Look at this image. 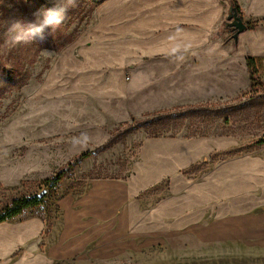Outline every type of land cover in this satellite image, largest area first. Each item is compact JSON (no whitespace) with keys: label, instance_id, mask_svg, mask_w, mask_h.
<instances>
[{"label":"crops","instance_id":"obj_1","mask_svg":"<svg viewBox=\"0 0 264 264\" xmlns=\"http://www.w3.org/2000/svg\"><path fill=\"white\" fill-rule=\"evenodd\" d=\"M235 1L246 23L262 22L237 45L215 35L228 0H106L55 59L41 96L96 104L125 121L232 100L250 87L249 60L264 82V0ZM239 147L231 138L146 139L123 177L89 179L65 195L48 232L37 216L0 223V264L140 254L264 264V145Z\"/></svg>","mask_w":264,"mask_h":264},{"label":"rangeland","instance_id":"obj_2","mask_svg":"<svg viewBox=\"0 0 264 264\" xmlns=\"http://www.w3.org/2000/svg\"><path fill=\"white\" fill-rule=\"evenodd\" d=\"M103 1L75 0L55 33L49 28L32 42H23L9 34L12 24L27 26L34 22V12L54 5L50 0H0V213L15 199L39 196L42 206L24 218L37 216L52 227L61 217L59 202L65 195L79 193L89 179L123 177L146 139L231 138L240 143V153L252 152L264 141V82L259 76L254 90L251 82L232 100L185 105L127 121L103 116L96 104L43 99L47 71L92 24ZM166 112L173 114L158 116ZM83 155L87 157L70 168ZM195 170L187 175L192 177ZM62 171L65 179L55 189L47 187ZM161 257L140 254L65 264H168Z\"/></svg>","mask_w":264,"mask_h":264},{"label":"trees","instance_id":"obj_3","mask_svg":"<svg viewBox=\"0 0 264 264\" xmlns=\"http://www.w3.org/2000/svg\"><path fill=\"white\" fill-rule=\"evenodd\" d=\"M105 1L106 0H104L103 2H105ZM228 1H229V8H228L227 17L225 18L221 27L219 28V30L217 31V33L215 35L216 36H223L225 34H229L230 35L229 41L233 40L235 42V45H237L238 38L241 34H243L246 31L253 30V29L257 28L258 26L261 25L262 22L246 23L243 19V15H242L241 10H240L239 6L237 5L236 1L235 0H228ZM230 7H232L233 15L236 17V19H238L245 26V30L243 32L239 33L237 31H234L233 28L229 25L230 23H232L234 21V18L231 21H228ZM237 33L239 35H238V38L235 39L234 36ZM248 63H249V68L251 70L252 90H254L255 86L258 84V82H257L258 81L257 79L259 76L258 75V69H257L254 61L249 60ZM171 114H173V113L166 112V113L158 114V116H165V115L170 116ZM162 118L165 119L164 117H162ZM259 145H264V141L260 142ZM85 157H87V155H83L81 158H79L75 162V164L74 163L70 164V168L71 167L74 168L77 165H79L80 161L85 159ZM199 167H203V165L199 166ZM194 169H199V168H194ZM65 176H66L65 171H62L59 174H57L54 179L47 181L45 184L47 185V187H49L51 189H55L63 181V179H65ZM41 206H42V198L39 196L23 197V198L15 199L10 206L6 207L0 213V223L12 221L15 219L24 218V216L26 215V213L28 211L36 209V208L41 207ZM49 224L50 223L47 222V228H46L47 232L51 229V224L50 225Z\"/></svg>","mask_w":264,"mask_h":264},{"label":"clouds","instance_id":"obj_4","mask_svg":"<svg viewBox=\"0 0 264 264\" xmlns=\"http://www.w3.org/2000/svg\"><path fill=\"white\" fill-rule=\"evenodd\" d=\"M50 2L54 6L46 12H34L35 20L27 26L19 22L13 23L9 28V34H14V39L17 41L32 42L37 35L43 36L49 28L55 33L69 10L75 6V0H50Z\"/></svg>","mask_w":264,"mask_h":264},{"label":"water","instance_id":"obj_5","mask_svg":"<svg viewBox=\"0 0 264 264\" xmlns=\"http://www.w3.org/2000/svg\"><path fill=\"white\" fill-rule=\"evenodd\" d=\"M233 18L234 21L229 25L233 28L234 31H237L239 33L243 32L245 30V26L238 19H236V17L233 15L232 7H230L228 21H231ZM238 35L239 34L237 33L234 38L237 39Z\"/></svg>","mask_w":264,"mask_h":264}]
</instances>
